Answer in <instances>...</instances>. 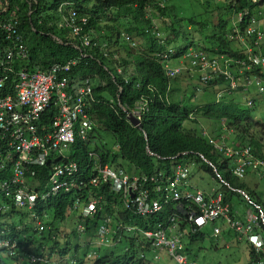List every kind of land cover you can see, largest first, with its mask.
<instances>
[{
	"label": "clouds",
	"instance_id": "clouds-1",
	"mask_svg": "<svg viewBox=\"0 0 264 264\" xmlns=\"http://www.w3.org/2000/svg\"><path fill=\"white\" fill-rule=\"evenodd\" d=\"M234 1L237 6L248 2L228 16L232 38L247 49L248 61L205 51L197 33L198 40L191 36L198 50L173 61L180 51L167 45L161 25L156 28L159 44L169 48L160 60L170 81L165 100L169 103L172 82L179 80L183 91L175 96L185 98L192 109L185 135L204 139L209 152L184 149L162 155L148 141L137 162L116 134L106 128L101 136L96 131L101 123L92 110L99 103L95 90L106 82L89 75L69 82L66 75L78 58L23 69L30 46L15 29V19L0 22V264H210L204 259L208 251L219 257L217 264H225L220 259L224 250L235 254L237 264H264V200L259 194L264 182V78H240L241 68L260 72L264 67V54L248 43L255 37L256 46H264V0ZM60 8L69 14L56 24L71 25V37H77L82 29L75 25L72 2ZM244 22L249 25L242 32L239 24ZM120 35L116 49L123 56L96 48L88 37L83 46L55 34L51 38L79 50L83 61H97L120 98L119 78L128 84L131 75L125 71L136 69L123 60L128 57L123 46L134 54L141 46L140 38L123 29ZM94 51H103L111 63H103ZM52 85L53 93L38 103L40 90ZM225 102L233 110L220 107ZM149 103L142 96L133 105H117L146 140ZM228 111L233 122L222 117ZM249 124L256 130L237 138L234 132ZM71 150L72 159L67 156ZM144 157L154 158L155 167L144 166ZM226 173L245 187L232 186ZM237 200L245 207L238 208ZM226 230L237 241L230 242Z\"/></svg>",
	"mask_w": 264,
	"mask_h": 264
},
{
	"label": "trees",
	"instance_id": "trees-1",
	"mask_svg": "<svg viewBox=\"0 0 264 264\" xmlns=\"http://www.w3.org/2000/svg\"><path fill=\"white\" fill-rule=\"evenodd\" d=\"M181 1L186 5L182 6ZM63 2H72V10L76 11L75 25L82 29L77 37H71L73 30L71 25L67 26L63 23L60 27L56 24L63 22V15L69 14L67 9L70 10V7L61 11L60 6ZM161 2H165L164 6L161 5ZM192 2L206 10V14L214 11L210 6L216 7L218 24L211 23L206 14L197 15L195 12L191 14ZM247 3V1L241 2L239 5L243 8L248 6ZM239 5H235L234 0H169L167 3L166 0H0V22H4L5 19L10 21L15 19V29L19 30V34L30 46L29 55L23 61V69L33 71L38 64L68 63L78 58V65H71L70 71L66 75L69 82L77 75H89L106 82V85L95 90L99 103L94 105L92 110L101 123L98 124L100 127L96 131L101 136L102 128H106L107 132L116 134L117 142L124 150L130 151L131 161L137 162L138 152L143 150L148 141L152 146L156 144L154 147L156 153L159 152L162 155H172L184 149H195L201 152L207 150V153L210 150L204 139L202 140L200 137L189 139L185 135L184 123L192 109L188 103L184 102L185 98L180 100L175 96L176 91H183L179 80L175 79L172 82L175 87L171 92L173 95L169 98V103L165 100L170 81L165 77L160 60L163 59L164 54L169 53V48L159 44L157 37L159 31L156 28L161 25L159 29L163 30L164 35L167 36L169 41L167 45L180 51V54L172 57L173 61L181 60L185 54L190 53L192 48L198 50L199 45L195 44L191 33L202 36L201 43L205 51H211L212 54L229 53L235 55L237 59L248 61L247 49L234 40L232 31H229L228 16L235 15L240 10ZM83 19H85L84 23ZM248 25L249 23L244 22L240 23L239 27L243 32ZM121 29L140 38L141 46L136 50V54L123 46L127 51L124 55L128 56L123 60L127 66H135L136 69L134 72L127 73L125 71L127 76L131 75L128 84L124 82L123 77L119 78L118 81L124 89L120 98L117 97L116 87L110 82L109 76L97 61L89 59L83 61L79 50L70 45H59L51 38V35L55 34L63 40H73L82 45V42L88 37L94 40L96 48L108 49L123 56L116 49V45L121 40ZM248 43L256 53L264 54V46L262 45L261 48L256 46L255 37L248 40ZM94 52H97L96 57L100 58L103 63L107 65L111 63L109 58L103 57V51ZM241 69L240 78L242 80L251 79L255 75L264 78V67L260 68L262 70L260 72H244L243 68ZM137 82L140 83L139 88L136 87ZM142 96L149 98V109L152 111L151 117H146L143 122L144 129L149 135L148 140L145 139L144 132L131 126L126 121L124 113L117 108L119 103L133 105ZM161 97L162 102H160ZM188 102L190 103V100ZM112 106L116 107L120 114ZM220 107L228 110L233 105L230 102H225ZM231 113L228 111L222 117H229V121L233 122L235 116ZM46 118L48 119L50 116ZM194 123L197 124V121ZM254 130H256V126L249 124L235 131L234 134L239 138ZM67 156H71L72 159L73 151H69ZM143 164L152 168L155 167L156 160L144 157ZM224 177L234 187H245L241 181L233 180L230 173L224 174ZM225 235L230 242L237 241L231 230H226ZM239 243H245V241H239ZM227 253L229 251L224 250V254ZM237 262L238 258L235 254H230L225 264H237Z\"/></svg>",
	"mask_w": 264,
	"mask_h": 264
},
{
	"label": "rangeland",
	"instance_id": "rangeland-1",
	"mask_svg": "<svg viewBox=\"0 0 264 264\" xmlns=\"http://www.w3.org/2000/svg\"><path fill=\"white\" fill-rule=\"evenodd\" d=\"M180 4H182V6L186 5V3L183 2V1H181ZM192 4L193 5L190 7L191 14H192V12H195V13H200L201 12V13L206 14L205 10L202 9L201 6H198L195 2H192ZM217 16H218L217 11L211 12L210 16L208 14H206V17L210 18L211 23H214V24H216L218 22ZM193 36H194L195 40H198L199 38H201L200 36H198L197 34H194V33H193ZM255 183H256V181L254 179L253 182H252V185H254ZM259 194L262 197V199L264 200V182H260V184H259ZM239 202L240 201L237 200V207L238 208H244L245 207L244 203H242V202L239 203ZM243 213L244 212L242 211V214ZM204 245L206 247H210V243L209 242H206ZM229 257H230V253H227V254H223L222 256H220V259L221 260H225V259H227ZM218 258L219 257L217 255H215L211 251H208L207 253H205V256H204L205 261L210 263V264H217Z\"/></svg>",
	"mask_w": 264,
	"mask_h": 264
},
{
	"label": "built area",
	"instance_id": "built-area-1",
	"mask_svg": "<svg viewBox=\"0 0 264 264\" xmlns=\"http://www.w3.org/2000/svg\"><path fill=\"white\" fill-rule=\"evenodd\" d=\"M74 30H75V33L79 32L78 28H76ZM54 89H55V87L53 85L52 86H45L43 89H41L40 92L38 93V97H37L38 103H40L45 97L50 96L53 93ZM61 97H62V100L64 101L66 96L64 94H62ZM76 108L78 111L80 110L79 105L76 106Z\"/></svg>",
	"mask_w": 264,
	"mask_h": 264
}]
</instances>
